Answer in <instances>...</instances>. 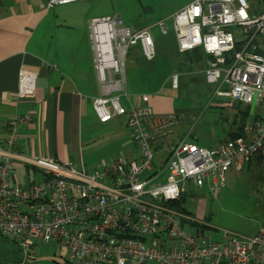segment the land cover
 Here are the masks:
<instances>
[{
    "label": "built area",
    "instance_id": "built-area-1",
    "mask_svg": "<svg viewBox=\"0 0 264 264\" xmlns=\"http://www.w3.org/2000/svg\"><path fill=\"white\" fill-rule=\"evenodd\" d=\"M73 1L43 0L47 9ZM100 21L113 22L115 30L109 58L94 38L98 75L110 93L88 98L95 118L80 126V141L102 137L107 124L125 115L140 155H120L92 171L73 162L26 158L14 147L19 121L31 117L16 116L0 144V236L16 243L21 264H27L38 241L56 243L71 264H264V227L253 237L214 239L199 227L188 230L196 221L172 205L190 186L214 192L229 170L241 171L255 156L264 159V11L255 13L248 0H193L174 14L179 50L200 47L209 57L204 74L211 100H222L234 111L236 104L247 105L252 119L242 136L214 147L189 141L188 130L170 143L162 167L146 176L154 168L155 144L175 118L156 114L148 94L124 106L120 97L128 93L123 79L107 81L106 72L123 74L126 55L138 44L152 59L154 39L149 30L121 26L117 16L93 20V32ZM161 31L167 32L163 24ZM36 80V72L21 70L17 96H34ZM177 81L174 75V86ZM16 158L38 168L43 180L23 183L12 168Z\"/></svg>",
    "mask_w": 264,
    "mask_h": 264
},
{
    "label": "crops",
    "instance_id": "crops-1",
    "mask_svg": "<svg viewBox=\"0 0 264 264\" xmlns=\"http://www.w3.org/2000/svg\"><path fill=\"white\" fill-rule=\"evenodd\" d=\"M86 1L90 0H76L67 4ZM55 7L47 9L43 0H0V144L6 142L7 123L10 120L18 115H30V120H21L18 123V141L14 147L16 152L31 159L47 158L60 162H73L78 167L91 170L82 159L80 165L73 159L77 146L80 145L81 149V146L105 138L115 128H117V136H124L125 129L129 133L127 117L123 115L115 117L107 124V132L102 137L91 142L81 143L80 141V126L92 122L95 118L92 109L87 104L88 98L110 93L104 89L99 78L95 63V50L93 52L92 47H89L90 37L93 38L94 43L93 20L105 16L90 18L83 12L74 14L64 10L54 12ZM117 16L120 17L118 14ZM161 24L164 25V23H160V28ZM121 26L124 25L121 23ZM164 27L166 28L165 25ZM142 30L150 31V29ZM167 33L168 31L165 34ZM172 34L170 67L174 73L163 77L161 79L163 81H158L156 77L151 84L148 83L147 87H144V90L131 93L126 87L125 65L123 74H118L113 70L106 72L107 81L109 78L123 79V88L128 91L127 96L120 97L124 106L130 107L138 101L141 94H148L150 105L156 114L170 115L175 118L173 127L164 132L160 137L162 139L155 144V153L159 150L162 141L166 142L169 137L172 139L171 142L176 141L180 137L181 127L184 132L187 131V125L192 124L197 113L201 111L200 107H187L184 104L187 100L182 92L180 90L176 92L178 89L175 87L185 85L186 81L182 79L183 77L186 79L191 77L193 80L189 73L200 64L194 65L189 61L191 59L186 57V52L192 53V50L181 52L174 30ZM200 55L206 56L201 59L206 68L209 57L204 52ZM127 56L134 58V63L140 68L141 78L149 79L156 50L154 57L148 59L144 55L142 46L138 44L129 49L126 58ZM189 67L190 71L184 70ZM24 69L36 72V93L34 96L19 98L17 96L18 77L20 71ZM146 71H149L147 76ZM171 75L178 76L180 85L177 81V86L173 87V76L170 81ZM195 81L194 78L193 83ZM177 99H179V105L176 104ZM214 101L209 97L207 104L222 107L228 112L234 111L226 107L222 100L213 103ZM237 112L236 109L235 115ZM120 124L125 125L124 130H120ZM232 126L233 121L230 128ZM225 140L222 139L211 147L218 146ZM128 144L133 147L129 149L130 153L121 155L127 159L138 158L140 152L131 142L130 134ZM167 144L169 146L170 142ZM168 154L169 150L161 161V167ZM111 158L116 157L111 156L99 162L94 169L102 163H107ZM27 163L20 158L13 161L12 168L16 176L26 184L43 180L41 171L36 167L28 166ZM36 173H40L42 179H37ZM42 246L43 243L38 241L32 249V256L27 264L36 263V258L41 255ZM56 249L49 264H71L59 248L58 251ZM0 264H21L20 252L16 243L2 236H0Z\"/></svg>",
    "mask_w": 264,
    "mask_h": 264
},
{
    "label": "rangeland",
    "instance_id": "rangeland-1",
    "mask_svg": "<svg viewBox=\"0 0 264 264\" xmlns=\"http://www.w3.org/2000/svg\"><path fill=\"white\" fill-rule=\"evenodd\" d=\"M191 1L193 0H90L84 3L58 5L55 7L54 12L58 10L73 14L83 12L90 18L106 15L116 17L118 14L122 25L130 27L134 31L150 29L156 50L150 78L147 80L141 78L140 68L134 63L132 56H127L125 61L126 87L132 93L144 90V87H147L148 83L151 84L156 77L158 81H163L161 80L163 77L174 73L170 67V46L173 44L171 42L173 39V17L177 11ZM248 2L251 10H254L255 13L264 11V0H248ZM161 22L166 26L167 34L161 32ZM89 47H92L94 52L92 37L89 39ZM199 64L195 67V70L189 73L193 80L191 77H187L188 79L181 77L186 81L184 82L185 85L180 87L178 81L179 88L175 87V89H178L176 92H179V90L182 92V95L186 98L185 100H187V102H184L187 107L201 108L192 124L187 125L188 130H191L188 140L199 146L211 147L218 141L229 138L228 132L233 127L230 128L235 111L228 112L222 107L207 104L208 98L212 94V87L205 80L204 71L206 68L203 61L201 60ZM148 72L146 71V76ZM172 76H170V81H172ZM194 78L196 79L195 83H193ZM177 100L176 104L179 105V99ZM119 128L124 130L125 125L120 124ZM116 129L109 132L105 138L81 146V149L80 145L77 146L74 150L73 159L79 165L82 159L92 171L95 165L111 156L117 157L123 153H130L129 149L133 147L127 145L129 133L125 129L124 136H117ZM180 131V137L187 133V131L184 132L183 127ZM171 141V137L166 142L162 141L159 150L155 153L154 168L145 171L144 176L161 167V161L169 150L167 142L172 143ZM77 168L82 167L77 166ZM36 177L42 179L40 173H36ZM183 196L182 207L191 214L195 221L205 223V233L211 235L214 239H223L227 234L253 237L264 227V166L258 167L252 164L249 167L245 165L241 171L229 170L225 175L224 185L218 190L213 192L207 187L195 188L190 186ZM187 227L188 230L193 232L196 231L198 226ZM41 242L43 243L42 252L40 257L36 258L35 264H49L54 250L57 248L58 251V246L54 242ZM129 264L141 263L131 262Z\"/></svg>",
    "mask_w": 264,
    "mask_h": 264
},
{
    "label": "trees",
    "instance_id": "trees-1",
    "mask_svg": "<svg viewBox=\"0 0 264 264\" xmlns=\"http://www.w3.org/2000/svg\"><path fill=\"white\" fill-rule=\"evenodd\" d=\"M201 53H203L202 48L198 47L192 50L191 52H186V57L190 58L191 63H193L194 65H198L199 62L201 61L202 58L206 57L205 55H200ZM193 69V68H192ZM184 70H188L190 71V67ZM235 107L237 108V114L234 116V120H233V127L232 129L229 130L228 132V137L226 141L229 140H233L237 137H240L244 134V127L245 125L252 119V116L250 115L249 112V106L247 105H241V104H236ZM256 165L258 167H262L264 166V159L261 158L260 156H255L252 159H250L245 165H247L248 167L250 165ZM184 200V196H181V198L177 201H174L172 203V205L174 207H176L177 209H179L180 211H182L185 214H189L191 215L188 211H186L184 209V207H182V202ZM194 225L198 226L199 228H201L202 231L205 232V223L202 222H194ZM20 252V251H19ZM20 261H21V256H20Z\"/></svg>",
    "mask_w": 264,
    "mask_h": 264
},
{
    "label": "bare ground",
    "instance_id": "bare-ground-1",
    "mask_svg": "<svg viewBox=\"0 0 264 264\" xmlns=\"http://www.w3.org/2000/svg\"><path fill=\"white\" fill-rule=\"evenodd\" d=\"M93 34L98 48L109 58L111 56L112 40L115 37L113 22L100 21L96 23Z\"/></svg>",
    "mask_w": 264,
    "mask_h": 264
},
{
    "label": "water",
    "instance_id": "water-1",
    "mask_svg": "<svg viewBox=\"0 0 264 264\" xmlns=\"http://www.w3.org/2000/svg\"><path fill=\"white\" fill-rule=\"evenodd\" d=\"M118 18H120L119 16H117ZM222 264H225L224 262Z\"/></svg>",
    "mask_w": 264,
    "mask_h": 264
}]
</instances>
